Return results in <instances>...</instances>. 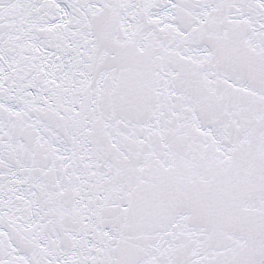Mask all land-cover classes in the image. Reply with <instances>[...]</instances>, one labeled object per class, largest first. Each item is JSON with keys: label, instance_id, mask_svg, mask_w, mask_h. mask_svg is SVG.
Segmentation results:
<instances>
[{"label": "snow or ice", "instance_id": "1", "mask_svg": "<svg viewBox=\"0 0 264 264\" xmlns=\"http://www.w3.org/2000/svg\"><path fill=\"white\" fill-rule=\"evenodd\" d=\"M0 264H264V0H0Z\"/></svg>", "mask_w": 264, "mask_h": 264}]
</instances>
